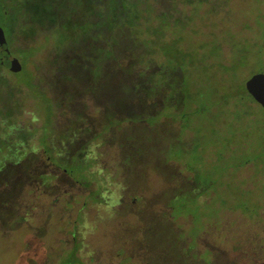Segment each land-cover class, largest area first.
Masks as SVG:
<instances>
[{"label":"rangeland","instance_id":"obj_1","mask_svg":"<svg viewBox=\"0 0 264 264\" xmlns=\"http://www.w3.org/2000/svg\"><path fill=\"white\" fill-rule=\"evenodd\" d=\"M12 17L36 50L0 72V264H264V159L201 97L215 72H264V0H12Z\"/></svg>","mask_w":264,"mask_h":264},{"label":"trees","instance_id":"obj_2","mask_svg":"<svg viewBox=\"0 0 264 264\" xmlns=\"http://www.w3.org/2000/svg\"><path fill=\"white\" fill-rule=\"evenodd\" d=\"M105 6H108V3ZM161 19L163 20H161L160 23L164 21L165 23H167V25L170 24L169 19L167 21L164 18H161ZM13 20L14 18L12 17L10 19L11 24L9 25L11 29H14ZM159 28H161L160 25H159ZM164 28L161 33L160 39L161 40L163 39L164 47H169L172 45L171 44L172 42L170 43V41H166L165 37L167 35V32L166 30H164ZM15 31L17 30L15 29ZM20 35L21 34H19L18 36ZM30 49L31 51L34 50V52L36 50V48H34L33 45L22 50L21 57L23 61L25 60V63H24L25 65H26V62L31 58L26 59V57H24L25 56L24 52L29 51ZM164 53H165L166 61L175 62V66H179L182 68V70L185 72L184 77L185 76L188 77V86H190L189 85L190 78L196 79V77H194L192 74L194 72H198L195 61L189 58H183L182 57L183 54L181 53L180 49H178L176 52H173V54H169V56H167L168 53L166 52ZM211 56H208L209 61L212 59H215V61L212 62V65H210V67L213 69H216L215 64H217V57L213 58L214 56L213 55ZM185 60H187V64L184 65L183 62ZM212 79L215 82H222L220 84H223L224 86L218 89L219 91H217V87H213L212 90H205L201 94V97L205 99V102L211 101L214 106H216L217 104L212 98V95H214L215 93L216 95L220 97V102L223 103L225 108L222 111L218 112L217 119H221L222 115L224 114L227 121H229V124L226 125V127H228L227 130L224 129L223 132H226L228 135L231 132V135H229V137H233V139H241V143L246 147L247 151L249 153L256 154L255 158L249 157L247 163L257 164V162H254V161H257V159H264V109L257 107L255 105L256 100L254 96L249 92L247 87L244 86L243 84H242V87H237L236 82H234L233 79H231L229 76H227L226 78L225 76L218 75L216 72H215V75L212 77ZM220 84H216V85L219 86ZM186 89L188 90V91H185L187 93L186 97L190 98L191 97L190 94L188 95V93H190L189 88L187 87ZM221 120L224 121L223 118ZM222 151H223V147L220 146L219 152L222 153ZM257 153L259 154L257 155ZM257 166H259L258 170L259 168L264 169V164L260 166L258 163ZM250 192H252V190ZM251 195L253 194L251 193Z\"/></svg>","mask_w":264,"mask_h":264},{"label":"flooded vegetation","instance_id":"obj_3","mask_svg":"<svg viewBox=\"0 0 264 264\" xmlns=\"http://www.w3.org/2000/svg\"><path fill=\"white\" fill-rule=\"evenodd\" d=\"M12 0H0V6L7 8V4L11 3ZM6 13V11L4 12ZM15 29H11L10 26H4V24L0 23V72L6 71L8 73H16L19 71L15 68V65H10L9 56H15L20 59L22 66L24 67V61L22 60V50L25 49L21 47L19 44L15 46L17 43L18 35L15 34ZM20 39L18 40V42Z\"/></svg>","mask_w":264,"mask_h":264},{"label":"water","instance_id":"obj_4","mask_svg":"<svg viewBox=\"0 0 264 264\" xmlns=\"http://www.w3.org/2000/svg\"><path fill=\"white\" fill-rule=\"evenodd\" d=\"M9 62L11 66L15 65V68L18 70L22 68L20 59L11 54L9 56ZM246 87L254 98L264 107V72L250 78L248 82H246Z\"/></svg>","mask_w":264,"mask_h":264}]
</instances>
